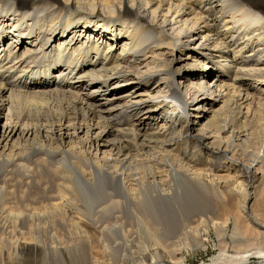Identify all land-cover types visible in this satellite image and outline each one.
<instances>
[{"label":"bare ground","instance_id":"1","mask_svg":"<svg viewBox=\"0 0 264 264\" xmlns=\"http://www.w3.org/2000/svg\"><path fill=\"white\" fill-rule=\"evenodd\" d=\"M0 44V264H107L93 235L183 264L184 232L222 199L235 234L241 213L259 232L212 264H264V0H0ZM160 81L164 96L140 94ZM245 146L263 153L243 161Z\"/></svg>","mask_w":264,"mask_h":264},{"label":"rangeland","instance_id":"2","mask_svg":"<svg viewBox=\"0 0 264 264\" xmlns=\"http://www.w3.org/2000/svg\"><path fill=\"white\" fill-rule=\"evenodd\" d=\"M9 39L10 38L6 39L3 42V45L6 44L8 41H10ZM123 42H124V40H121L119 45H123ZM22 45H23V47L24 46H26L27 48L29 47L28 44H22ZM1 46H2V44H0V48H1ZM0 51H1V49H0ZM192 61H195V62L197 61L196 63L204 64L203 59H201L200 57L192 58L190 62H192ZM168 65H169V62H167V64H164V66H166V67H169ZM140 68H138L139 70L138 69H134V70L142 71V72L145 71V69L141 70ZM196 71H198V68L196 69ZM195 74L196 73H194V75ZM161 77H164V76H161ZM188 82L189 83L183 84V86H185L182 89V93L184 94V96H187L188 91L191 90L190 88H186V87L188 85H191L190 83L195 82V81H194V79L190 78L188 80ZM207 82H209V80H207ZM111 90L114 91L115 89L111 88ZM167 91H168V88H167L166 84L164 83V81H160L159 83L152 84L146 90H141L139 92H140V94H144L147 96L158 97L159 95L164 96L167 93ZM163 92H165V93L162 94ZM136 96H137V93H136ZM112 97H113V94H111V93H109L106 96L107 99H110ZM192 120L196 121L194 118H192ZM195 127H196L195 133L198 134L200 125L196 124ZM226 137L227 136L225 134H222L220 136V139L226 141V139H227ZM176 149L177 150L172 152V153H174L173 155L174 156L177 155L179 157H182L184 154L185 145H180ZM260 152H261V154L263 153L262 151H259L257 146H251V147L245 146L241 151L238 152V154L240 153L239 156L241 159L243 158L242 159L243 161L248 162L251 159L254 160L256 155L260 154ZM205 154H206L205 158L209 163H210V161H216V159H212V157H210L209 154H207V153H205ZM239 156L237 155L238 158H239ZM252 157H254V158H252ZM207 166H208V164L207 165L206 164L199 165L195 169H197V171H199L201 173L202 171L206 170ZM260 166L261 165L257 166L256 169H258ZM258 172H260L261 174H264V164L262 165V168H260L258 170ZM214 174L217 175V177H216L217 180L218 179L222 180V182L223 181L231 182V181L235 180V178H236V173L231 172V171L228 172V171L222 169V167L220 169H218ZM260 182H263V183L260 184ZM260 182L254 191H255V194L257 193L256 195H259V196H257L258 200H259L258 203L260 202L259 204L261 205V207H259V208L261 209V213L264 215V213H263L264 212V206L262 207V204H263L262 201H264V191H263L264 190L263 189L264 188V186H263L264 181H260ZM225 201L228 204V206H230V203L227 201V199ZM225 201H223V199H222V201H220V202H225ZM220 202H218V203L214 202L213 203V200H212L209 203L210 204L209 207L211 206L214 208V213H211L208 215L209 216L208 218L211 219V221H210L209 225H207V227H204V226L203 227L202 226L196 227L195 226L192 231L190 229H188V230H186L187 232H184L185 234H187L188 238L185 239L183 237L180 240V244L182 242L184 244L182 243L181 245L180 244L177 245L176 249L179 248L180 250L176 251V256H175L176 259H181L183 264H212V261L215 258H217L221 252H224V254L226 256L230 257V256H235L237 251L243 252V251H247V249H249V247L250 248L254 247V246H252V243H254L255 241L251 240V238L256 239V237L254 235H252V233H253V231H255V232L256 231L259 232V231L251 223V220H250L251 218L249 216L245 215L244 213H241V215H242V222H241V226H240L241 231H239L240 233L237 232L235 234V231H233V230H235V227H234L235 226V219L233 218V216H231L230 212H228L226 210H222V208L224 209V207H223L224 204H222ZM234 202L237 204H234ZM231 203H233V206H231L232 209H233V207L235 208L234 205H236V206L238 205V201H235V200L232 201ZM217 212L220 214H218ZM214 219L217 221L216 222L217 224L227 222L226 228L224 229V231H223V229H217V226L215 227L214 225L211 224V222ZM228 220H230V221H228ZM246 222H248V223H246ZM248 224H250V225H248ZM89 235L91 237L93 234L89 233ZM93 236L96 239L98 237L96 235H93ZM95 238H94V241L92 243V248L89 249V251H87V252H94V254L91 256L92 258L93 257L102 258V261H104V260H105V262L107 261L106 262L107 264H141L143 262H144V264H150L151 263L149 261H142L140 259L142 256L140 255V252L136 251L137 245H135L136 248L135 247H129L127 249L128 252H126V253L122 252V250H118L120 252H118L117 254H115V255L111 254L110 255V253H111L110 249L109 250H107V249L111 248L112 245L109 246V244L105 243V241H103V240H102V242H100V245H99V243L97 241H95ZM98 238H100V237H98ZM259 243H260V245H263L264 241H260ZM105 246L106 247L108 246V247L106 248ZM193 246H195V247H193ZM173 249L174 248H172L171 250H173ZM71 253H72L74 259H73V262H71L69 264H79L78 263L79 261L76 260L73 251ZM124 254H126L125 257L123 256ZM110 256H113V258ZM114 256L115 257L117 256V261H116V258H114ZM131 256L132 257L134 256V257L131 258ZM137 256H139V257H137ZM24 259H27V260L26 261L23 260V262H21L19 264H40V262L37 261V259H28V258H24ZM71 259H72V257H71ZM89 261H91V259ZM258 263H259V261H257V260H251L249 263H244V264H258ZM52 264H54V263H52ZM88 264H89V262H88ZM216 264H223V263L220 261L219 263H216Z\"/></svg>","mask_w":264,"mask_h":264}]
</instances>
